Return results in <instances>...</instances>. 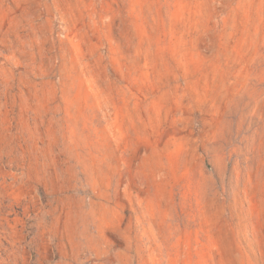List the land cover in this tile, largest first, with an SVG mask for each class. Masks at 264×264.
Here are the masks:
<instances>
[{
  "label": "rangeland",
  "instance_id": "obj_1",
  "mask_svg": "<svg viewBox=\"0 0 264 264\" xmlns=\"http://www.w3.org/2000/svg\"><path fill=\"white\" fill-rule=\"evenodd\" d=\"M0 264H264V0H0Z\"/></svg>",
  "mask_w": 264,
  "mask_h": 264
}]
</instances>
